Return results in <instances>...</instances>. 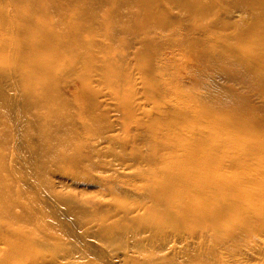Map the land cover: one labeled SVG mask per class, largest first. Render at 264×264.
Returning a JSON list of instances; mask_svg holds the SVG:
<instances>
[{
  "label": "bare ground",
  "instance_id": "6f19581e",
  "mask_svg": "<svg viewBox=\"0 0 264 264\" xmlns=\"http://www.w3.org/2000/svg\"><path fill=\"white\" fill-rule=\"evenodd\" d=\"M179 2L182 12L198 21L204 38L186 41L166 35L158 40L152 34L160 33L155 29L161 30L162 11L148 8L146 0H5L4 8L10 7L12 14L0 13V105L21 102L25 117L40 119L45 138L56 139L60 123L68 130L69 122L60 116L78 110L85 131L92 136L95 131L101 140H120L109 134L115 122L99 116V87L106 81L110 85L118 75L122 78L125 60L132 54L147 60L155 57L153 73L172 71L171 80L178 86L193 85L204 92L189 90L187 98L194 107L173 106L143 120H133L132 113L119 124L118 113L117 125L123 129L138 121V127L150 134L146 151L133 153L148 165L142 177L153 183L162 179L150 196L158 209L170 203L177 207L176 216L194 224L190 236H199L200 262L208 255L204 250L208 236L211 246L218 238L225 239L223 246L258 241L256 254L263 255L264 0L170 4ZM98 5L111 10L102 11ZM235 14L242 17L235 19ZM114 52L116 56H111ZM107 66L120 74L109 78ZM193 71L198 77L189 80L186 75ZM117 83L119 95L133 97L134 89H128L132 77L125 86ZM3 134L0 123V138ZM4 167L3 161L0 175ZM5 181L0 178V184ZM16 246L6 251L5 262L24 254Z\"/></svg>",
  "mask_w": 264,
  "mask_h": 264
},
{
  "label": "rangeland",
  "instance_id": "374dc122",
  "mask_svg": "<svg viewBox=\"0 0 264 264\" xmlns=\"http://www.w3.org/2000/svg\"><path fill=\"white\" fill-rule=\"evenodd\" d=\"M146 1L148 8L162 11L161 30L155 29L160 33L152 34L158 40L166 35L186 41L206 36L204 30L198 29V21L192 22L182 12L181 2L171 5L173 0ZM4 2L0 0L1 15L12 14L10 7L6 6L5 10ZM224 2L234 0H221ZM99 9L111 10L107 6ZM110 15L111 11L104 17ZM241 17L235 14V19ZM211 20L212 17L207 25ZM122 48L117 46V50ZM179 50H175L177 55L182 54ZM111 56H116V52ZM154 58L147 60L132 54L125 60L122 78L119 75L112 78V74L120 73L106 67V72H111L112 83L109 85L106 81L99 87L102 94L99 116L115 122L109 134L119 135L120 140H101L95 131L92 136L83 128L84 121L78 110L60 116L69 122L71 132L60 123L57 138L56 135L45 138L37 122L40 119L25 117L21 102L15 101L12 107L8 103L0 105V123L4 129L0 138L3 157L0 156V163L5 164L0 178L7 179L0 184V264H264V252L256 254L258 241H230L232 245L227 246V242L223 246L225 239L218 238L214 254L210 255L215 244L211 246L209 236L204 249L208 255L200 262L199 236H190L194 224L176 216L177 207L170 203L160 204L158 209L150 196L162 179L153 183L142 177L140 173L148 165L133 154L137 150L146 151L145 138L150 134L138 127V121L126 129L119 124L132 113L136 115L133 120H143L147 115H158L173 106L194 107L195 103L187 98L189 90L204 92L193 85L178 86L171 80L172 71L153 73L158 62ZM187 60L190 63L194 59ZM198 74L193 71L186 77L192 80ZM129 76L133 83L128 89H134V94L131 98L125 94V98L115 86L118 80L125 86ZM131 105L136 108H130ZM118 113L122 118L117 125ZM177 154L173 152L174 156ZM14 246L18 251L23 249L24 254L5 262L6 251L13 250ZM258 256L263 257V263Z\"/></svg>",
  "mask_w": 264,
  "mask_h": 264
}]
</instances>
